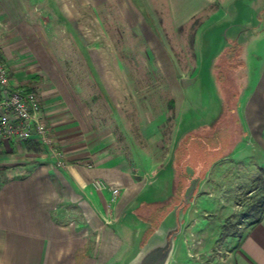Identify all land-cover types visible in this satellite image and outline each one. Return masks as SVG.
Wrapping results in <instances>:
<instances>
[{"label":"rangeland","instance_id":"rangeland-1","mask_svg":"<svg viewBox=\"0 0 264 264\" xmlns=\"http://www.w3.org/2000/svg\"><path fill=\"white\" fill-rule=\"evenodd\" d=\"M220 5L216 0L179 21L169 13L168 0H0V59L12 84L38 94V115L51 137L48 145L0 137V184L24 164L88 166L86 158L62 153H103L114 144L112 137L120 150L131 146L167 153L178 128L170 103L177 79L168 77L174 73H179V89L184 92L193 81L187 73L199 71L197 86L208 97V119L220 110L206 76L209 70L215 72L224 100L219 148L230 150L241 133L233 110L242 88L239 75L248 68L240 59L237 29L224 22H207L200 28ZM263 9L254 21L262 26ZM242 13L248 15L246 9ZM204 108L199 106L197 113ZM196 124L191 120L181 132ZM247 142L255 158H223L205 175L193 169L201 179L184 208L176 257L168 264L178 259L183 264H232L231 250L264 208V126L255 127ZM171 173L169 166L161 176L167 179ZM178 177L173 193L170 180L144 192L146 199L172 195L168 204L152 208L155 221L150 228L182 197L190 179Z\"/></svg>","mask_w":264,"mask_h":264},{"label":"crops","instance_id":"crops-1","mask_svg":"<svg viewBox=\"0 0 264 264\" xmlns=\"http://www.w3.org/2000/svg\"><path fill=\"white\" fill-rule=\"evenodd\" d=\"M214 1L168 0L169 13L181 21ZM220 2V9L212 11L215 18L206 20L200 28L207 22H224L237 29L236 39L242 45L240 59L248 68L239 75L242 88L233 110L241 133L232 148H219L218 122L224 100L215 72L209 70L206 76L215 88L220 110L208 119L204 114L209 107L208 97L197 86L199 71L187 73L193 81L184 92L179 89V73H174L168 77L177 79L172 84L170 103L178 128L167 153H150L131 146L130 151L126 147L120 150L115 145L116 137H112V148L103 153H62L86 158L88 166L24 164L0 184V264H122L141 245L155 221L152 208L168 204L172 197L146 199L142 197L146 190L170 180L173 193L181 180L178 174L186 177L187 167L205 175L223 158L238 154L255 158L247 139L255 133V127L264 126V21L263 26L254 22L264 8V0ZM242 9H246L247 16ZM199 106H205L203 113H197ZM191 120L196 126L181 132V126ZM202 146L201 153H193ZM169 166L172 173L163 178L162 171ZM107 184L118 188L115 198ZM175 244L170 260L176 257ZM230 256L232 264H264V211ZM175 264L183 262L178 259Z\"/></svg>","mask_w":264,"mask_h":264},{"label":"built area","instance_id":"built-area-1","mask_svg":"<svg viewBox=\"0 0 264 264\" xmlns=\"http://www.w3.org/2000/svg\"><path fill=\"white\" fill-rule=\"evenodd\" d=\"M40 99L36 91L12 84L8 67L0 59V137L18 141L51 142L49 128L39 117ZM59 155L58 151H53ZM61 164V162H59ZM112 198L118 188H111Z\"/></svg>","mask_w":264,"mask_h":264},{"label":"water","instance_id":"water-1","mask_svg":"<svg viewBox=\"0 0 264 264\" xmlns=\"http://www.w3.org/2000/svg\"><path fill=\"white\" fill-rule=\"evenodd\" d=\"M189 184L183 191L178 203L169 208L145 236L135 254L126 264H168L175 239L182 228L184 208L190 203L200 176H194V170L187 167Z\"/></svg>","mask_w":264,"mask_h":264},{"label":"trees","instance_id":"trees-1","mask_svg":"<svg viewBox=\"0 0 264 264\" xmlns=\"http://www.w3.org/2000/svg\"><path fill=\"white\" fill-rule=\"evenodd\" d=\"M263 11H264V9H263ZM256 206H253L252 207V210H255L256 208H255ZM263 211H264V208H263ZM263 211H262V213H263ZM262 215V214H261ZM261 217V216H260ZM260 217L256 220V221H258L259 219H260ZM160 218H161V216H160ZM156 224V223H155ZM150 229L151 228H149L147 231H146V234H145V236L147 235V233H149V231H150ZM145 236H144V238H145ZM144 238H143V240H144Z\"/></svg>","mask_w":264,"mask_h":264}]
</instances>
